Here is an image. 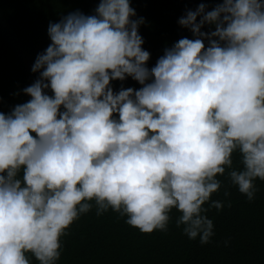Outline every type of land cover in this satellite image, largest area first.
<instances>
[{
  "label": "clouds",
  "instance_id": "clouds-1",
  "mask_svg": "<svg viewBox=\"0 0 264 264\" xmlns=\"http://www.w3.org/2000/svg\"><path fill=\"white\" fill-rule=\"evenodd\" d=\"M134 17L130 0H99L91 15L50 22L51 43L31 69L38 78L23 89L30 99L0 111V264H57L62 237L93 208L146 234L167 231L175 209L176 226L207 244L206 213L224 207L211 197L226 173L255 199L264 181V0L187 10L178 23L192 38L152 67L144 18ZM129 77L141 87L113 88Z\"/></svg>",
  "mask_w": 264,
  "mask_h": 264
},
{
  "label": "trees",
  "instance_id": "trees-1",
  "mask_svg": "<svg viewBox=\"0 0 264 264\" xmlns=\"http://www.w3.org/2000/svg\"><path fill=\"white\" fill-rule=\"evenodd\" d=\"M99 0H0V111L8 113L30 97L23 89L38 78L32 66L38 54L51 43L50 22L76 10L94 13ZM137 17L145 23L139 32L144 49L151 53L148 66L155 65L166 47L192 33L179 25L186 11L206 3L211 10L216 0H130ZM207 31V27L204 29ZM121 86L141 87L132 78L112 81ZM240 168V158L233 157ZM221 188L211 200L223 202L222 209L206 213L214 224V235L207 244L189 239L175 223L173 209L167 231L150 234L128 225L126 218L109 210L97 215L95 208L82 214L62 237L57 264H264V181L256 179L255 199L249 201L227 178L218 176ZM228 192L230 195L226 196ZM32 264H38L35 258Z\"/></svg>",
  "mask_w": 264,
  "mask_h": 264
}]
</instances>
